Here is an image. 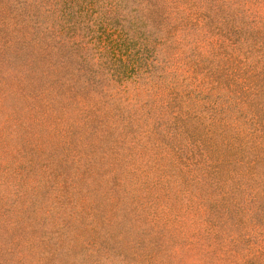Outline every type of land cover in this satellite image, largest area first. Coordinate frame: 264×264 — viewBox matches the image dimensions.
Here are the masks:
<instances>
[{
    "label": "rangeland",
    "instance_id": "1",
    "mask_svg": "<svg viewBox=\"0 0 264 264\" xmlns=\"http://www.w3.org/2000/svg\"><path fill=\"white\" fill-rule=\"evenodd\" d=\"M0 264H264V0H0Z\"/></svg>",
    "mask_w": 264,
    "mask_h": 264
}]
</instances>
